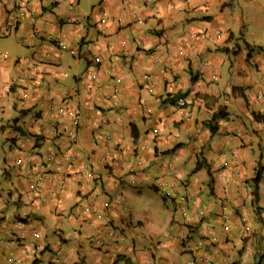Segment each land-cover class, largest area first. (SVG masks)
<instances>
[{
	"label": "crops",
	"instance_id": "0c3cea01",
	"mask_svg": "<svg viewBox=\"0 0 264 264\" xmlns=\"http://www.w3.org/2000/svg\"><path fill=\"white\" fill-rule=\"evenodd\" d=\"M254 112L264 0H0V264H264Z\"/></svg>",
	"mask_w": 264,
	"mask_h": 264
},
{
	"label": "rangeland",
	"instance_id": "374dc122",
	"mask_svg": "<svg viewBox=\"0 0 264 264\" xmlns=\"http://www.w3.org/2000/svg\"><path fill=\"white\" fill-rule=\"evenodd\" d=\"M7 37V43H8V46L7 47H2V51L8 53V54H13V52L16 51V40L14 38V36L12 34H10L9 36H6ZM24 46H21V47H28L27 45L23 44ZM24 52L25 50L24 49H18L17 48V53L19 52ZM3 144H4V140L3 138L0 136V154L3 155ZM151 199L152 203L154 205H156V208H157V211L158 212H161L164 208L162 206V204L160 203L162 201L161 198L157 197L154 193H150L149 195H145L143 197H138L137 199L134 200V203H133V206L135 207V209L141 214V218H143L144 214H145V211L146 209L149 208V205H147L145 203V200L146 199ZM152 204V206H154ZM151 206V208H152ZM11 206L8 207V211H11L12 209H10ZM157 216L156 217V220L159 219L157 222L160 223L161 221V217L159 216V214L157 213ZM64 224L67 225V221L65 220L64 221ZM157 224V223H156Z\"/></svg>",
	"mask_w": 264,
	"mask_h": 264
},
{
	"label": "built area",
	"instance_id": "2783aa9c",
	"mask_svg": "<svg viewBox=\"0 0 264 264\" xmlns=\"http://www.w3.org/2000/svg\"><path fill=\"white\" fill-rule=\"evenodd\" d=\"M9 24L12 25V26H15V24H16V18L15 17L10 18ZM220 34L221 33H218L217 36H220ZM62 46H63V44H62ZM1 54L2 55H6L5 53H1ZM95 60L97 61V60H99V58L98 57H95ZM183 104H185V101L183 99H180L178 101V105H183ZM71 114H72V117H73V122L74 123H77L78 118H79V112L77 110H75V111H72ZM73 139L75 140L76 137L74 136ZM31 187H33V184H31ZM226 228H227V226H226ZM35 235H37V233H35ZM186 264H192V261L190 260Z\"/></svg>",
	"mask_w": 264,
	"mask_h": 264
},
{
	"label": "trees",
	"instance_id": "16d2710c",
	"mask_svg": "<svg viewBox=\"0 0 264 264\" xmlns=\"http://www.w3.org/2000/svg\"><path fill=\"white\" fill-rule=\"evenodd\" d=\"M223 115V114H222ZM253 116L256 118V119H258V120H260V121H262V122H264V114H261V113H253ZM214 128L215 127H212V131L214 130ZM199 166H200V163H197V165H196V169L197 168H199ZM259 177V174H256V179ZM192 261V264L194 263V260H191Z\"/></svg>",
	"mask_w": 264,
	"mask_h": 264
}]
</instances>
